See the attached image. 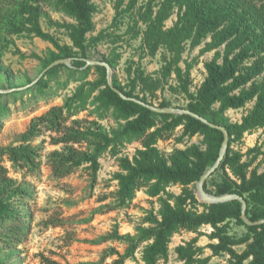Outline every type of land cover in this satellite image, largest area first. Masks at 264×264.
<instances>
[{
	"label": "trees",
	"instance_id": "trees-1",
	"mask_svg": "<svg viewBox=\"0 0 264 264\" xmlns=\"http://www.w3.org/2000/svg\"><path fill=\"white\" fill-rule=\"evenodd\" d=\"M140 1L117 0L114 23L119 16L134 13L135 24L129 31L133 30L134 38L142 35L148 55L154 57L163 48L164 64L159 77L146 74L140 66L134 71L128 69L130 81L127 84H122L113 73V86L129 97L155 105L149 97L157 96V91L174 75L177 84H170L169 88L176 93H185L189 99L185 108L224 126L229 132L227 152L211 176L219 174L220 180L212 181L210 188V177L205 189L217 195L239 194L247 201L249 220L263 219L264 170H260L264 163L263 145H255L245 153L236 150L233 145L241 142L247 132L260 128L264 131V0H146L145 5L138 7ZM49 3L76 22L54 21L44 11V5ZM176 9L178 20L173 26L166 27V21ZM97 10L95 0H0V69L5 50L10 44H15L10 36L24 34L49 41L55 49H48L45 56L36 52L27 56L18 49L22 57L38 59L43 69L63 58H71L73 65L60 64L51 68L26 89L11 86L14 88L12 95L44 93L49 82L56 79L63 68L71 74L80 72L83 75L79 78L83 82L63 105L51 107L31 122L20 135V145L0 147V235L4 232L9 244L25 241L29 213L25 210L27 206L23 212L20 207L33 196L30 185L18 183L10 177L8 168L3 164L4 156L15 165L37 171L41 147L32 145L31 141L47 130L57 133V136H52L53 143L64 145L62 150L55 149L48 156L54 177H67L78 167L88 164L95 180L101 168L100 158L107 150L117 154L125 143L141 140L142 148L137 149L133 158H119L121 172L115 175L118 181L115 203L104 205L97 213L124 207L142 189L149 196L158 198V213L148 211L145 223L149 225L137 226L135 234H121L118 228H114L91 241L95 244L119 241L125 245L123 252L108 247L97 262L78 264H109L106 262L109 257H115L110 264H126L128 259L136 257L137 250L142 246L144 264H157L168 257L172 238L181 230L197 233L175 248L181 264H211L212 256L223 254L229 255L228 264H264V223L247 225L241 217L239 200L208 204L201 202L196 194L197 181L219 157L223 132L189 114L158 113L137 101L124 99L108 83L105 66H86L85 59L93 58L90 56L92 48L107 36L105 31L89 36L95 30L93 18ZM42 17L47 18L51 26L66 29L72 44H62L46 31L41 25ZM139 23L145 28L136 29ZM209 37L210 40L206 41ZM188 43L191 48L204 43L203 53L215 51L214 57L205 63L207 76L195 92L191 90L193 62L183 59ZM119 57L114 48L111 55L103 54L95 59L109 63L114 70ZM182 61L185 67H182ZM93 69L98 78L86 80ZM2 96L0 94V98ZM249 102H254V105L241 121H232L226 115L229 109H241ZM90 103L98 111L113 110L124 123L112 132L95 121L85 127L76 119L71 125L67 123ZM158 106L171 107V104L164 100ZM178 128H181V134L177 140L201 135L202 142L193 143L185 149L176 148L165 155L158 142L170 137ZM83 143L87 144L86 149L76 146ZM260 156L263 157L259 159ZM172 185L182 186L181 193L170 192L168 188ZM199 206L203 207L202 211ZM204 225H210L212 231L202 233L200 228ZM234 225L243 226L244 233L233 234L231 229ZM203 234L210 239L207 246L198 244ZM239 246H244V249L238 251L236 247ZM205 248H209L212 254L205 255ZM3 262L0 261V264Z\"/></svg>",
	"mask_w": 264,
	"mask_h": 264
},
{
	"label": "rangeland",
	"instance_id": "rangeland-1",
	"mask_svg": "<svg viewBox=\"0 0 264 264\" xmlns=\"http://www.w3.org/2000/svg\"><path fill=\"white\" fill-rule=\"evenodd\" d=\"M116 1L95 0L98 5V10L93 18L95 30L89 33V36L97 35L101 31H105L107 36L103 42L92 48L90 56L93 58L91 57L89 60L99 58L103 54L111 55L112 49L115 48L116 54H119L120 57L114 74L122 84H127L130 81L128 69L134 71L138 66L142 67L146 74L159 77V71L164 64L163 54L165 50L160 49L154 57L147 54L142 35L134 38L132 36L133 30L129 31L135 24L134 13L121 15L114 23ZM145 1L141 0L138 7L145 5ZM44 11L54 21L76 22L74 18L50 3L44 5ZM177 11L178 9L166 21V27L173 26L178 20ZM41 25L46 31L56 36L62 44H72L66 29L51 26L45 17L41 18ZM144 28L142 23L136 27V29ZM10 38L14 39L15 44H10L4 52L2 69H0V89H10L11 86L19 88L27 85L43 71L42 63L38 59L22 57L18 53V49L27 56L34 52L45 56L48 49H55L49 41L26 34L10 36ZM209 40L210 37L206 41ZM203 47L204 43L194 48H191L188 43L183 54L184 60L193 62L191 70V90L193 92L197 91L205 80L207 76L205 63L210 61L215 54V51L201 52ZM181 65L185 67V62L182 61ZM82 76L80 72L71 74V71L63 68L60 75L49 82L44 93L37 94L34 92L31 94L28 92L22 95H12V91L3 93L0 98V147L20 145L22 143L19 140L20 135L27 130L31 122L36 117L45 114L51 107L63 105L66 98L71 96L83 82L79 79ZM97 78L98 74L93 69L86 80L94 81ZM170 84H177L174 75L157 91V96L149 97V99L155 105L166 100L170 102L171 107L185 108L189 99L185 93L171 91ZM253 105L254 102H249L241 109H229L226 115L232 121H241ZM75 119L81 121V125L84 127L89 126L93 121L98 122L108 132L118 129L124 123L113 113V110L98 111L92 103L68 119L67 123L71 125ZM180 134L181 128H178L170 137L159 140L158 146L165 155L171 154L176 148L185 149L193 143L201 144L203 139V136L195 135L192 138L186 136L179 141L177 137ZM52 136H57V133L44 130L40 136L31 141L32 145L41 147L40 166L35 172L29 171L24 166L15 165L7 156L3 157V164L8 168L10 177L18 183H26L33 188V196L24 201V205L22 204L20 207V211L23 212L24 207L27 206L25 210L26 213H29L27 219L29 230L25 241L19 244H9L4 237V232L0 235V261H4L3 264L97 262L104 249L115 247L123 252L125 245L119 241L95 244L91 242L92 240L108 234L114 228H118L121 234H135L137 226L149 225L145 223L148 211L153 210L158 213L160 209L158 198L149 196L146 190L142 189L137 192L134 200L124 207L97 213L98 209L105 207L104 205L115 203V194L118 190V181L115 179V175L121 172L119 158L122 156L133 158L137 149L142 148L141 140L125 143L117 154H113L110 149L107 150L100 158L101 168L97 172L95 180L92 170L87 166L88 164L78 167L67 177L56 179L48 163V156L55 149L62 150L64 145L53 143ZM255 145H263L264 150V131L262 128L252 133H245L243 140L235 143L233 147L245 153ZM76 146L83 149L87 148L86 143ZM262 157L260 156L259 159ZM260 170H264V163ZM217 180H220L219 174L211 177L209 187L212 188V181ZM168 190L174 194H180L182 186L172 185ZM198 209L202 211L203 207L199 206ZM200 231L210 233L212 227L204 225ZM231 231L233 234L241 235L245 228L234 225ZM196 235L197 233L188 230H181L176 233L172 238L168 257L159 260L157 264H181L175 248ZM208 243H210L209 237L206 234L201 235L198 244L207 246ZM236 248L238 251H242L244 246ZM142 250L143 246L137 250L136 257L128 259L126 264H144ZM204 253L211 255L212 251L205 248ZM114 258L109 257L106 262L110 264ZM228 259L229 255L227 254L212 256L211 264H228Z\"/></svg>",
	"mask_w": 264,
	"mask_h": 264
},
{
	"label": "water",
	"instance_id": "water-1",
	"mask_svg": "<svg viewBox=\"0 0 264 264\" xmlns=\"http://www.w3.org/2000/svg\"><path fill=\"white\" fill-rule=\"evenodd\" d=\"M86 61V66H90V65H102L105 66L107 69V78H108V83L111 85V87L124 99H130V100H134L137 101L141 104H143L144 106L150 108L151 110L158 112V113H166V114H175V115H182V114H189L193 117H196L198 119H200L201 121H203L204 123L208 124L209 126L213 127V128H217L219 130H221L223 132L224 135V140L222 142V146L220 149V153H219V157L217 158V160L215 161V163L200 177V179L197 181L196 183V194L199 200L208 203V204H214V203H224V202H228V201H232V200H239L241 202L242 205V214L241 217L243 219V221L247 224V225H261L264 223V218L257 220V221H251L249 220L246 210L248 207L247 201L244 199V197L240 196L239 194H223V195H217L215 193H210L205 189V184L206 181L217 171V169L219 168L226 152L229 146V132L228 130L219 124H216L210 120H208L207 118L189 110L186 108H179V107H159L158 105H151L149 103H145L139 99L136 98H132L129 97L127 95H125L121 90H119L118 88L114 87L112 84V75L114 73V70L112 69V67L110 66L109 63L107 62H101V61H96V60H89V59H85ZM60 64H64L68 67H72V63H71V58H63V59H58L53 61L51 64H49L45 69H43V71L39 74V76L32 81L29 85H26L24 87H19L17 89H23L26 88L34 83H36L42 76H44L51 68L60 65ZM85 66V67H86ZM83 67V68H85ZM14 88H10V89H0V94L3 93H8L10 91H13Z\"/></svg>",
	"mask_w": 264,
	"mask_h": 264
}]
</instances>
